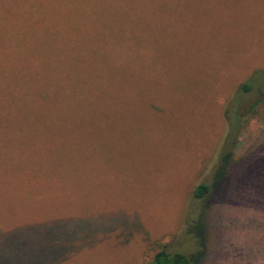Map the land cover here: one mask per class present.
<instances>
[{"label": "rangeland", "instance_id": "rangeland-1", "mask_svg": "<svg viewBox=\"0 0 264 264\" xmlns=\"http://www.w3.org/2000/svg\"><path fill=\"white\" fill-rule=\"evenodd\" d=\"M115 1L0 0V264H264V0Z\"/></svg>", "mask_w": 264, "mask_h": 264}, {"label": "trees", "instance_id": "trees-1", "mask_svg": "<svg viewBox=\"0 0 264 264\" xmlns=\"http://www.w3.org/2000/svg\"><path fill=\"white\" fill-rule=\"evenodd\" d=\"M145 2V0H116L115 9H117V16L126 14L133 17L143 16ZM43 14L47 15L45 12ZM261 73L264 74V71L254 72L252 76L247 79V81L243 82L237 88L236 95L232 99L230 105L224 111V115L227 118V132L221 143V148L219 150L216 160L217 164L219 163L218 167L221 169V175L219 176V178L222 177L224 173H226L227 164L231 157L229 152L226 153L223 151L228 149L233 144L231 142L234 137L233 130L235 128V125L238 124L240 118L245 117V115H248V113L250 115L256 113L257 108L264 100V93L259 97V100H257L255 104L251 105L247 110L241 113V115L236 112L237 106L235 103L239 96H243L253 90L255 81L259 80V77H261V75H258ZM261 83L264 85V80ZM231 107L233 108V111H230ZM210 192V185L199 183L193 188L191 192V197L194 200L200 202L203 201V199H205L206 197H208ZM202 225V217L200 216L194 218L193 227L190 226V222L187 225L186 231L189 235H191V239L194 242L195 251L193 253L187 255L184 252L174 250L172 248H167L166 246H162L157 249V251L153 254L149 264H202L204 260V252L202 251Z\"/></svg>", "mask_w": 264, "mask_h": 264}]
</instances>
